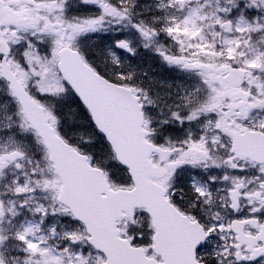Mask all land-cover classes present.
<instances>
[{
    "label": "snow or ice",
    "instance_id": "1",
    "mask_svg": "<svg viewBox=\"0 0 264 264\" xmlns=\"http://www.w3.org/2000/svg\"><path fill=\"white\" fill-rule=\"evenodd\" d=\"M0 264H264V0H0Z\"/></svg>",
    "mask_w": 264,
    "mask_h": 264
}]
</instances>
